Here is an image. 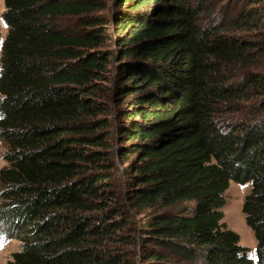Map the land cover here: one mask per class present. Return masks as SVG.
Masks as SVG:
<instances>
[{"label": "trees", "instance_id": "trees-1", "mask_svg": "<svg viewBox=\"0 0 264 264\" xmlns=\"http://www.w3.org/2000/svg\"><path fill=\"white\" fill-rule=\"evenodd\" d=\"M1 17L7 264H264V0H4ZM231 180L251 183L255 258L221 221Z\"/></svg>", "mask_w": 264, "mask_h": 264}, {"label": "rangeland", "instance_id": "rangeland-1", "mask_svg": "<svg viewBox=\"0 0 264 264\" xmlns=\"http://www.w3.org/2000/svg\"><path fill=\"white\" fill-rule=\"evenodd\" d=\"M4 11V0H0V32L1 39L4 38L6 27L2 22V13ZM7 145L4 141L0 140V169L7 165L4 159V153ZM123 167L125 165H122ZM120 166V169L123 167ZM250 182H235L230 181L228 187L223 193L225 203L222 207L223 217L222 222L227 228L236 232L239 236V245L246 247L250 257H256V239L253 231L246 223L245 214L242 211V205L245 196L250 191ZM142 214L137 215L136 219H142ZM6 231V230H5ZM4 228L0 225V264H7L12 259V254L20 250L21 241L17 238L3 242Z\"/></svg>", "mask_w": 264, "mask_h": 264}]
</instances>
